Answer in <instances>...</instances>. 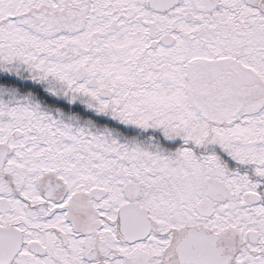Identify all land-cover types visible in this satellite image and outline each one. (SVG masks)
Returning <instances> with one entry per match:
<instances>
[{"label": "snow or ice", "instance_id": "snow-or-ice-1", "mask_svg": "<svg viewBox=\"0 0 264 264\" xmlns=\"http://www.w3.org/2000/svg\"><path fill=\"white\" fill-rule=\"evenodd\" d=\"M0 264H264V0H0Z\"/></svg>", "mask_w": 264, "mask_h": 264}]
</instances>
